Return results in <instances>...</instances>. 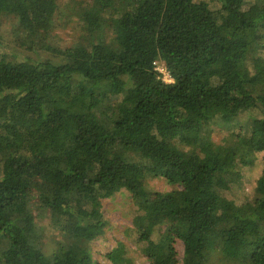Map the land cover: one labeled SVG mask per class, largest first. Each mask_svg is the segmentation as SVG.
Masks as SVG:
<instances>
[{"label":"trees","instance_id":"16d2710c","mask_svg":"<svg viewBox=\"0 0 264 264\" xmlns=\"http://www.w3.org/2000/svg\"><path fill=\"white\" fill-rule=\"evenodd\" d=\"M58 12L0 0L32 52ZM78 15L83 42L58 62L0 51V264H95L102 202L121 192L150 264H264V0H91ZM222 124L239 131L217 143ZM149 176L173 189L147 190ZM34 208L61 236L50 255ZM106 258L132 264L124 243Z\"/></svg>","mask_w":264,"mask_h":264},{"label":"rangeland","instance_id":"374dc122","mask_svg":"<svg viewBox=\"0 0 264 264\" xmlns=\"http://www.w3.org/2000/svg\"><path fill=\"white\" fill-rule=\"evenodd\" d=\"M59 12L56 18L55 29L51 32L46 46L35 52L28 51L21 47L13 36V28L15 19L10 16H0V46L1 52H6L7 55H12L16 58L11 60H32L43 61L52 60L60 61L63 51L73 44L83 42L82 25L79 21V13L85 4L91 0H56ZM110 37V34L108 33ZM48 47V48H47ZM159 69H163L162 65H158ZM245 117V116H244ZM239 127L233 128L229 125H213L211 126L210 135L212 140L217 143L225 142L232 132L238 133ZM262 163L257 161L255 167L247 168L245 171L244 187L240 194H250L257 185V180L261 174ZM145 186L147 190L152 192H169L173 189L171 185L162 177H151L146 179ZM34 203L37 202V192L32 190ZM103 214L108 222L105 234L92 242L90 247L95 264H112L106 258L118 243L126 245L127 257L131 259L132 264H150L146 258L143 247L137 244L132 239L126 236L127 230L133 228L134 215L140 214L139 204L135 203L132 195L127 192H121L111 199L103 200ZM37 224L46 230V236L43 240V250L47 255H50L57 246V241L61 240L60 234L51 229L49 219L42 215L34 208ZM132 236V235H131ZM134 238V236H132ZM175 248L178 259L181 261L184 254V246L181 241H176Z\"/></svg>","mask_w":264,"mask_h":264},{"label":"built area","instance_id":"2783aa9c","mask_svg":"<svg viewBox=\"0 0 264 264\" xmlns=\"http://www.w3.org/2000/svg\"><path fill=\"white\" fill-rule=\"evenodd\" d=\"M157 70H159V72L164 75V81L165 82H167V83H172L173 82V80L169 77L168 73L166 72V70L164 68L163 69L157 68Z\"/></svg>","mask_w":264,"mask_h":264}]
</instances>
